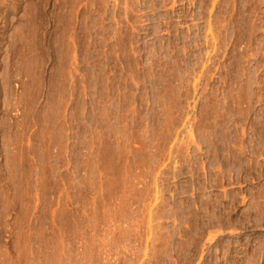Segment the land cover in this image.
<instances>
[{"label":"rangeland","instance_id":"rangeland-1","mask_svg":"<svg viewBox=\"0 0 264 264\" xmlns=\"http://www.w3.org/2000/svg\"><path fill=\"white\" fill-rule=\"evenodd\" d=\"M0 264H264V0H0Z\"/></svg>","mask_w":264,"mask_h":264}]
</instances>
